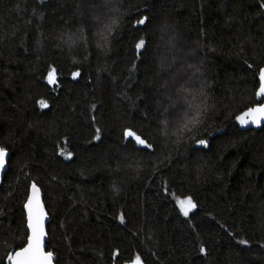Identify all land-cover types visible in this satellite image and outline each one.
<instances>
[{"label":"trees","instance_id":"1","mask_svg":"<svg viewBox=\"0 0 264 264\" xmlns=\"http://www.w3.org/2000/svg\"><path fill=\"white\" fill-rule=\"evenodd\" d=\"M263 66L264 0H0V264L33 183L56 264H264Z\"/></svg>","mask_w":264,"mask_h":264},{"label":"snow or ice","instance_id":"2","mask_svg":"<svg viewBox=\"0 0 264 264\" xmlns=\"http://www.w3.org/2000/svg\"><path fill=\"white\" fill-rule=\"evenodd\" d=\"M115 23V22H113ZM136 23L143 24L144 20H137ZM108 31L111 30V26H106ZM143 41L141 40L136 46L137 48L143 46ZM259 88L256 92L257 96H264V67H262L259 71ZM50 82L54 79L50 73ZM247 116L251 117V122L258 124L262 119H264V103H257V105L253 108H249ZM237 120L240 121L241 124H247L249 122L248 119H242L241 117H237ZM187 127V125H185ZM97 135H99V129H97ZM127 135H134L132 132H128ZM136 140L144 144L145 141L142 140L139 136L136 137ZM197 143L201 145H207L206 140H198ZM151 147L152 145H147ZM6 155V150L0 147V167L3 166L4 157ZM69 156L71 153L68 154ZM32 194L28 197V201L25 204V208L28 210L27 216V228L30 230V235L27 237V244L25 247H22L17 251L14 255L9 254L8 260L12 262V264H52V252H45L43 250V240L45 237V228H44V218L45 212L40 203L39 199V189L36 188V185H32ZM181 210L185 216L188 215L189 211L196 207L190 197L185 199L178 200ZM123 220V217H121ZM240 243L246 244L247 241H240ZM202 252L204 248L200 249ZM137 264H139V257H137Z\"/></svg>","mask_w":264,"mask_h":264},{"label":"water","instance_id":"3","mask_svg":"<svg viewBox=\"0 0 264 264\" xmlns=\"http://www.w3.org/2000/svg\"><path fill=\"white\" fill-rule=\"evenodd\" d=\"M263 67H264V66H263ZM259 81H260V78H259ZM257 100H258L259 103H264V96H257ZM255 106H256V105H255ZM255 106H253V107H255ZM253 107H251V108H253ZM247 111H248V109L245 110L244 112H242V113H240V114L238 115V116L241 117L242 119H248L249 122H248L247 124H241L239 120L235 119V121H236L237 125L239 126V128H240L241 130H249V129L260 130V129L264 126V119H262V120L260 121V123H258V124L252 123V122H251V117H249V116L246 115ZM238 116H237V117H238ZM237 117H236V118H237ZM0 147H1V146H0ZM9 158H10V152H9L8 150H6V155H5V157H4L3 166L0 167V186L2 185L3 180H4V176H5V174H6L7 170H8ZM33 184H35V183H33ZM33 184H32V185H33ZM32 185H31V187H30V191H29V195H28V197L32 194V191H33V189H32ZM35 185H36V184H35ZM36 188L39 189V193H38V195H39L40 203H41V205H42V207H43V209H44V212H45V214H46V215H45V218H44V228H45V233H46V234H45V237H44L43 245H42V246H43V250L47 253V252H51V251L47 250V243H48V241H49L48 225H49V222H50V215H49L48 210H47V208H46V205H45V203H44L42 189H41L38 185H36ZM28 197H27V199H26L25 204H26L27 201H28ZM25 204H24V210H25L26 220H27L28 210H27V208H25ZM28 231H29V235H30V230L28 229ZM26 244H27V242H26ZM26 244H25L23 247H25ZM21 248H22V247H21ZM19 249H20V248H19ZM19 249H17L16 251L12 252L11 254L14 255L17 251H19ZM51 259H52V264H56V256L54 255V253H53ZM4 264H12V262L9 261V260L7 259V262L4 263ZM136 264H137V263H136ZM139 264H142V263H139Z\"/></svg>","mask_w":264,"mask_h":264},{"label":"rangeland","instance_id":"4","mask_svg":"<svg viewBox=\"0 0 264 264\" xmlns=\"http://www.w3.org/2000/svg\"><path fill=\"white\" fill-rule=\"evenodd\" d=\"M103 22H104V24L106 25V26H111L112 25V23H113V21H114V17H111L109 20L103 15ZM107 31H108V29L106 28V30H104L103 32H102V36H105L106 35V33H107ZM51 75H52V77H54V79L51 81L52 83L55 81V78H56V73H55V71H52L51 72ZM49 77H50V74H49ZM49 77H48V79H49ZM49 81H50V79H49ZM183 199H185V198H183ZM178 200H180V199H178ZM178 205H179V203H178ZM179 207H180V205H179ZM181 209V208H180ZM195 208H193V209H191L190 211H189V213H191L193 210H194ZM183 212V211H182ZM188 213V214H189Z\"/></svg>","mask_w":264,"mask_h":264}]
</instances>
